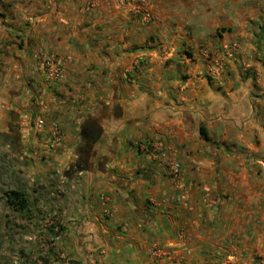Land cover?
I'll return each mask as SVG.
<instances>
[{
  "label": "crops",
  "instance_id": "crops-1",
  "mask_svg": "<svg viewBox=\"0 0 264 264\" xmlns=\"http://www.w3.org/2000/svg\"><path fill=\"white\" fill-rule=\"evenodd\" d=\"M123 2L24 0L2 58L0 143L52 264H264V0Z\"/></svg>",
  "mask_w": 264,
  "mask_h": 264
},
{
  "label": "rangeland",
  "instance_id": "rangeland-1",
  "mask_svg": "<svg viewBox=\"0 0 264 264\" xmlns=\"http://www.w3.org/2000/svg\"><path fill=\"white\" fill-rule=\"evenodd\" d=\"M34 1L28 0V4ZM123 1L126 3L129 0ZM22 5L24 0H0V71L5 67L2 58L7 47L11 44L22 45L20 36H16L15 41L10 39L14 31H26L27 25H22L21 17L27 12H24V7L21 8ZM135 5L132 9L134 12L137 10ZM146 21H150V17H146ZM13 161L14 158L0 143V264H52V216L48 217L44 210L40 211L41 215L33 206L24 213L5 206L4 192L20 189L30 199L37 189L35 182L29 180L36 175H30V171ZM51 194L52 191L50 195L44 191L48 198H52Z\"/></svg>",
  "mask_w": 264,
  "mask_h": 264
},
{
  "label": "built area",
  "instance_id": "built-area-1",
  "mask_svg": "<svg viewBox=\"0 0 264 264\" xmlns=\"http://www.w3.org/2000/svg\"><path fill=\"white\" fill-rule=\"evenodd\" d=\"M61 75V70L57 64V61L54 59H48L43 63V67H42V82L43 83H47L48 81H57L60 78ZM36 125L37 126H41L42 125V121L41 120H37L36 121ZM137 149L138 151L142 152V153H150L151 151L154 150H159L160 146L158 142H154V141H143L138 143L137 145ZM167 173L168 176L171 178H178L180 175V168L178 163L176 162H170L167 164ZM59 236H56L52 241L54 242L58 240ZM150 255L153 257H157L160 255L159 249L158 248H153L150 251ZM14 264H17L16 262H14Z\"/></svg>",
  "mask_w": 264,
  "mask_h": 264
},
{
  "label": "trees",
  "instance_id": "trees-1",
  "mask_svg": "<svg viewBox=\"0 0 264 264\" xmlns=\"http://www.w3.org/2000/svg\"><path fill=\"white\" fill-rule=\"evenodd\" d=\"M5 206L11 210L24 213L29 208V201L24 191L12 189L3 193Z\"/></svg>",
  "mask_w": 264,
  "mask_h": 264
}]
</instances>
